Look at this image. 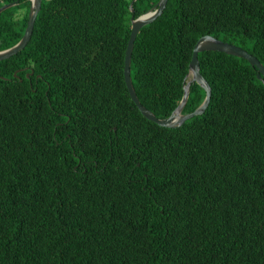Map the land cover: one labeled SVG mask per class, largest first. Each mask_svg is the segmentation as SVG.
Masks as SVG:
<instances>
[{"label":"trees","instance_id":"trees-1","mask_svg":"<svg viewBox=\"0 0 264 264\" xmlns=\"http://www.w3.org/2000/svg\"><path fill=\"white\" fill-rule=\"evenodd\" d=\"M157 1L42 0L26 47L0 61V264H264V85L245 60L202 52L204 113L146 120L124 54L130 18ZM12 2L0 51L27 23L29 0ZM205 35L264 66V0H167L139 30L131 79L157 118ZM204 95L192 84L182 113Z\"/></svg>","mask_w":264,"mask_h":264},{"label":"water","instance_id":"water-1","mask_svg":"<svg viewBox=\"0 0 264 264\" xmlns=\"http://www.w3.org/2000/svg\"><path fill=\"white\" fill-rule=\"evenodd\" d=\"M135 1L136 0H132V2L130 3L129 7L131 12L133 11L132 5ZM29 2L30 6L24 33L21 39L16 44L0 51V61L7 60L10 57L16 55L17 53L22 51L30 41L36 16L41 8L42 0H29ZM166 3L167 0H158L152 8L147 10L141 16L137 18H134L132 16L130 18V33L124 54L123 78L130 100L146 120L158 125L159 127L178 128L182 126V124L186 120L194 116L202 115L204 113L210 102L211 89L207 81L200 73L198 54L202 52H219L245 60L252 68L256 70V79L261 81L264 85V66L255 56L237 45L223 42L210 35H205L200 37L193 46L190 62L188 64V72L184 78L185 81L182 86V98L176 108L168 117L165 118H157L152 112L146 109L138 100L133 87L130 73L131 55L133 51L134 41L139 30L142 27L152 23L157 17H159L163 12ZM16 4V2H12L2 5L0 7V13L8 8L15 6ZM16 72H18V70ZM29 74H32V71ZM13 76L16 77V73H14ZM26 76L28 77V74ZM192 84H197L201 89H203L205 95L200 105L193 112L184 114L182 113V110L187 103V99L190 93V87Z\"/></svg>","mask_w":264,"mask_h":264},{"label":"flooded vegetation","instance_id":"flooded-vegetation-1","mask_svg":"<svg viewBox=\"0 0 264 264\" xmlns=\"http://www.w3.org/2000/svg\"><path fill=\"white\" fill-rule=\"evenodd\" d=\"M27 77V76H26Z\"/></svg>","mask_w":264,"mask_h":264}]
</instances>
